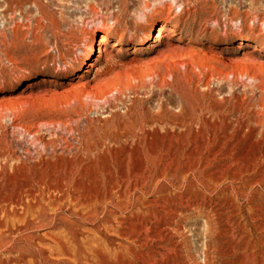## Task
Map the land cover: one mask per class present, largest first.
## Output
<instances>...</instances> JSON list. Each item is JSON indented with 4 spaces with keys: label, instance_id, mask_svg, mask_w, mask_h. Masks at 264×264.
Returning a JSON list of instances; mask_svg holds the SVG:
<instances>
[{
    "label": "rangeland",
    "instance_id": "374dc122",
    "mask_svg": "<svg viewBox=\"0 0 264 264\" xmlns=\"http://www.w3.org/2000/svg\"><path fill=\"white\" fill-rule=\"evenodd\" d=\"M0 224V264H264V0H0Z\"/></svg>",
    "mask_w": 264,
    "mask_h": 264
},
{
    "label": "bare ground",
    "instance_id": "6f19581e",
    "mask_svg": "<svg viewBox=\"0 0 264 264\" xmlns=\"http://www.w3.org/2000/svg\"><path fill=\"white\" fill-rule=\"evenodd\" d=\"M25 1L26 0H6V2H7V4H8V6H10L11 7V5H15V6H17V7H19V8H22L23 7V5H24V3H25ZM22 10V9H21ZM162 27L163 26H161V28H159V29H162ZM151 36H152V32H149L146 36H145V40L146 41H148L150 38H151ZM106 41H107V35H105V34H100L99 36H98V40H97V45H95V44H90L88 47H87V50L85 51V53H84V61H83V65L84 64H86V65H88L90 68V70L89 69H83L82 71L83 72H85V74L84 75H77V77L78 78H80V79H86V77H88L89 75H90V73H91V70L92 69H94V65H93V63H89L88 62V60H90L91 58H92V56H93V54L95 53V52H97L98 50H99V48L104 44V43H106ZM100 52V51H99ZM87 62V63H86ZM79 71H80V69H79ZM44 95H47V94H42V96H44ZM24 193V192H23ZM20 194V193H19ZM22 196V195H21ZM19 198V197H18ZM21 199V198H20ZM12 200V199H11ZM22 201V200H21ZM28 202V201H27ZM26 203V202H25ZM15 205V204H14ZM18 206V205H17ZM22 206H24V204L22 205ZM26 206V205H25ZM28 207V206H27ZM29 208V207H28ZM31 208V207H30ZM33 209V208H32ZM31 209V211H33ZM28 211V210H27ZM26 211V212H27ZM29 212V211H28ZM28 214V213H27ZM27 215H25V218L23 219V220H20L21 221V224L20 225H14L15 223H13V227H14V229H16V230H18V231H21V230H23L24 228H26L27 229V227H29L32 223H31V221L32 220H28V217H26ZM9 217V216H8ZM17 217V216H16ZM12 218V217H11ZM4 220H6V219H4ZM17 220H18V217H17ZM3 222V221H2ZM14 222V221H13ZM20 223V222H19ZM7 224V223H6ZM18 224V223H17ZM10 227H12V226H10V225H7V226H5L4 227V225L3 224H0V229H5V230H8V231H10L11 229L12 230H14L13 228H10ZM31 227V226H30ZM11 230V231H12Z\"/></svg>",
    "mask_w": 264,
    "mask_h": 264
}]
</instances>
